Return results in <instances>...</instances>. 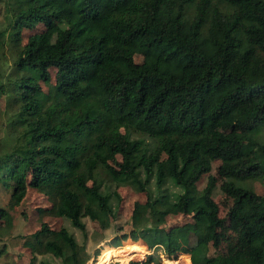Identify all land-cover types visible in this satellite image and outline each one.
<instances>
[{
  "label": "trees",
  "instance_id": "16d2710c",
  "mask_svg": "<svg viewBox=\"0 0 264 264\" xmlns=\"http://www.w3.org/2000/svg\"><path fill=\"white\" fill-rule=\"evenodd\" d=\"M4 18L0 52L15 53L0 72V96L14 110L13 146L0 154L8 210L35 189L51 202L43 213L84 239L42 223L21 237L29 264L89 259L84 220L110 229L120 201L111 185L146 197L121 236L122 255H143L138 241L152 253L129 264H160L158 255L173 263L190 235L199 244L191 264H264V195L254 188L264 180V0H8ZM24 31L35 33L24 42ZM233 129L246 132L245 144L223 134ZM214 161L233 198L223 218L214 180L197 189ZM8 210L0 238L12 226ZM171 214L194 222L165 235ZM151 228L162 239L150 241ZM224 229L239 231L245 256L212 262L206 243L218 248Z\"/></svg>",
  "mask_w": 264,
  "mask_h": 264
},
{
  "label": "rangeland",
  "instance_id": "374dc122",
  "mask_svg": "<svg viewBox=\"0 0 264 264\" xmlns=\"http://www.w3.org/2000/svg\"><path fill=\"white\" fill-rule=\"evenodd\" d=\"M197 2L199 0H196ZM8 4V0H0V28H3L6 24L4 15L5 8ZM43 29L42 26L38 27V31ZM35 32L24 31L23 41L25 42L28 36ZM15 57L14 51L5 48L4 52H0V72L9 73ZM135 61L138 64L143 62V57L136 55ZM53 78L54 70H50ZM42 88L46 91L47 86L41 83ZM11 104L7 102L6 96H0V154L9 152L13 146L14 132L10 129V118L12 115ZM123 133L122 127L119 128ZM228 136H234L239 140L246 143L247 134L243 129H233L231 131L223 132ZM133 138H141L136 134ZM256 156L262 158L261 152L257 151ZM120 160V157H118ZM220 161H214L211 163L210 170L200 177L197 183V189L202 190L207 185L209 179H213L215 187L212 193V197L219 207L220 217H225L228 209L232 206L233 198L223 190L225 180L218 173ZM254 188L259 195H264V180L262 182H255ZM111 189L116 191L120 201L116 208V218L112 223L110 229L102 231L98 225L89 219H85V224L88 231V240L85 242L87 245V253L90 258L83 260V264H101L104 260H107L105 264H129L131 262H143L147 255L152 253L149 248V242L138 241L145 251L143 255L138 253H132L131 255H122L127 250L123 247L125 243L121 240L123 234L129 235L132 227L128 222L132 214V210L136 204H144L146 197L143 193H139L129 186H117L111 185ZM10 193L0 186V209L8 210V202ZM51 207V202L48 197L35 190L28 189L27 194L20 205L13 210H8L12 216V226L10 229H5L3 236L0 238V264H29L32 260V253L29 248L23 245L22 236L30 235L37 231L42 223H47L52 229L58 230L62 226L68 228V230L75 236L78 243L82 244L84 239L82 234L73 229L70 224L61 218L45 215L43 209ZM192 216H185L182 214H171L166 217L165 224L162 226L164 234L168 235L171 231H176L178 228L193 223ZM0 225L2 221L0 220ZM121 229V230H120ZM157 230L151 228L150 241L160 240L162 237L158 234ZM219 245L218 248H214L211 243H206L207 257L212 262H217L218 259L224 256H239L244 257V249L239 239V231L237 229H224L219 232ZM115 244L116 247H111ZM199 248V244L196 237L189 236L188 245L184 246L182 250L174 255H170L173 263L170 264H191V258L193 252ZM107 249H113L118 252V256H113L111 259H107L109 255L105 256ZM110 251H108L109 253ZM180 252H184L185 259L179 260ZM157 253V252H156ZM155 253L153 254V256ZM167 255V254H164ZM163 255H158V261L160 264H168L162 261ZM156 257V256H154ZM35 264H59L58 260L52 257L36 256Z\"/></svg>",
  "mask_w": 264,
  "mask_h": 264
},
{
  "label": "bare ground",
  "instance_id": "6f19581e",
  "mask_svg": "<svg viewBox=\"0 0 264 264\" xmlns=\"http://www.w3.org/2000/svg\"><path fill=\"white\" fill-rule=\"evenodd\" d=\"M107 259H108V260H109V259H111V256H108V258H107ZM106 261H107V260H104V261H103V263H101V264H105V263H106Z\"/></svg>",
  "mask_w": 264,
  "mask_h": 264
},
{
  "label": "crops",
  "instance_id": "0c3cea01",
  "mask_svg": "<svg viewBox=\"0 0 264 264\" xmlns=\"http://www.w3.org/2000/svg\"><path fill=\"white\" fill-rule=\"evenodd\" d=\"M113 248V247H112Z\"/></svg>",
  "mask_w": 264,
  "mask_h": 264
}]
</instances>
